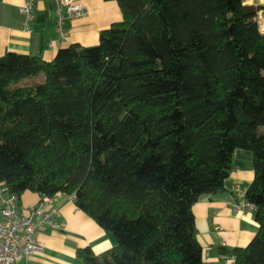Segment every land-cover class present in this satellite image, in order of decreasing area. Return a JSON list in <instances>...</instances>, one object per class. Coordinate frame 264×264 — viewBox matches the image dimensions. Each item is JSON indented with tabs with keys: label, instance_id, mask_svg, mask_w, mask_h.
I'll use <instances>...</instances> for the list:
<instances>
[{
	"label": "trees",
	"instance_id": "trees-1",
	"mask_svg": "<svg viewBox=\"0 0 264 264\" xmlns=\"http://www.w3.org/2000/svg\"><path fill=\"white\" fill-rule=\"evenodd\" d=\"M249 0H116L95 45L0 57V186L72 196L115 239L84 264H202L192 207L237 151L258 225L234 264H264V29Z\"/></svg>",
	"mask_w": 264,
	"mask_h": 264
},
{
	"label": "crops",
	"instance_id": "crops-1",
	"mask_svg": "<svg viewBox=\"0 0 264 264\" xmlns=\"http://www.w3.org/2000/svg\"><path fill=\"white\" fill-rule=\"evenodd\" d=\"M85 13L64 18L61 36L57 27L54 0H33V18L25 29L19 9L23 0H0V57L12 52L39 55L51 60L58 49L70 44L95 45L101 30L121 20L116 0H76ZM254 176L249 151H237L224 189L204 194L193 205L195 237L202 250V264H234V249L245 247L255 236L258 225L254 209L245 206L244 193ZM58 211L55 225L37 232L41 251L30 256L32 264H84L77 249L89 247L95 254L115 244L113 235L104 231L79 210L68 196L53 197ZM40 195L26 191L18 199L22 212L39 203ZM20 260L17 264H22Z\"/></svg>",
	"mask_w": 264,
	"mask_h": 264
},
{
	"label": "built area",
	"instance_id": "built-area-1",
	"mask_svg": "<svg viewBox=\"0 0 264 264\" xmlns=\"http://www.w3.org/2000/svg\"><path fill=\"white\" fill-rule=\"evenodd\" d=\"M54 2L58 31L64 36L61 28L63 19L81 17L85 10L76 0ZM19 11L23 16L22 24L28 30L33 18V0H23ZM68 198L73 200L72 196ZM52 199L53 197L40 195L39 203L28 206L22 212L17 196L9 194L0 186V264H17L20 260L22 264H32L30 256L42 249V244L36 238L37 232L46 225H55L54 217L58 209ZM245 206L252 209L246 202Z\"/></svg>",
	"mask_w": 264,
	"mask_h": 264
},
{
	"label": "rangeland",
	"instance_id": "rangeland-1",
	"mask_svg": "<svg viewBox=\"0 0 264 264\" xmlns=\"http://www.w3.org/2000/svg\"><path fill=\"white\" fill-rule=\"evenodd\" d=\"M247 4L251 5H260L261 9L258 11L257 20L259 22L260 27L264 28V0H249ZM258 132L264 134V126L258 128Z\"/></svg>",
	"mask_w": 264,
	"mask_h": 264
}]
</instances>
